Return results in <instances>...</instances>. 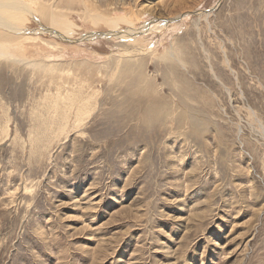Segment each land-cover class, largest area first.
<instances>
[{
	"label": "rangeland",
	"instance_id": "rangeland-1",
	"mask_svg": "<svg viewBox=\"0 0 264 264\" xmlns=\"http://www.w3.org/2000/svg\"><path fill=\"white\" fill-rule=\"evenodd\" d=\"M18 3L0 264H264V0Z\"/></svg>",
	"mask_w": 264,
	"mask_h": 264
},
{
	"label": "bare ground",
	"instance_id": "bare-ground-1",
	"mask_svg": "<svg viewBox=\"0 0 264 264\" xmlns=\"http://www.w3.org/2000/svg\"><path fill=\"white\" fill-rule=\"evenodd\" d=\"M18 2H20V0H0V26H2L3 28L10 29L12 22L10 23L9 20H8V26L5 27L2 24H6L7 19L12 17V14L14 15V13H16L17 10L24 9L23 4L20 5V3ZM39 11H40V14H39L40 18L41 17L42 19L53 18V21H50L51 23L56 24L58 22L57 18L53 16L52 9L50 7H41Z\"/></svg>",
	"mask_w": 264,
	"mask_h": 264
}]
</instances>
